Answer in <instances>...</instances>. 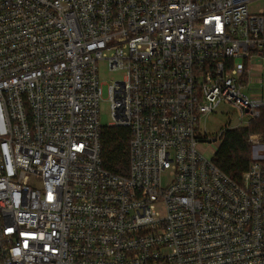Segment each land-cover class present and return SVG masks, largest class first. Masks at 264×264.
I'll return each instance as SVG.
<instances>
[{"label":"built area","instance_id":"1","mask_svg":"<svg viewBox=\"0 0 264 264\" xmlns=\"http://www.w3.org/2000/svg\"><path fill=\"white\" fill-rule=\"evenodd\" d=\"M260 1L0 0V264H264V135L235 179L202 127L261 116ZM104 60L128 174L103 165Z\"/></svg>","mask_w":264,"mask_h":264},{"label":"trees","instance_id":"2","mask_svg":"<svg viewBox=\"0 0 264 264\" xmlns=\"http://www.w3.org/2000/svg\"><path fill=\"white\" fill-rule=\"evenodd\" d=\"M264 135V108L261 116L248 126L227 128L221 136V144L215 155V163L227 174L240 179L251 163L250 137ZM131 130L124 126L102 127V158L105 168L121 174L129 171V143Z\"/></svg>","mask_w":264,"mask_h":264},{"label":"rangeland","instance_id":"3","mask_svg":"<svg viewBox=\"0 0 264 264\" xmlns=\"http://www.w3.org/2000/svg\"><path fill=\"white\" fill-rule=\"evenodd\" d=\"M264 3V0L259 3L253 5V8L256 10L258 6H261ZM100 76L101 83L103 88V100L100 103V120L101 123L105 125H109L113 121L112 113H111V103L109 101V85L116 79L123 77V71L111 70L109 68L108 62L106 60L100 62ZM239 121L237 118V114L235 108L232 104L224 102L222 103L216 110V112L212 113L206 120H203L202 127L204 131H207L209 136L217 139L216 142H212L209 145L204 146V150L208 153L211 150H216L221 144V139H219V133L225 128H238L235 125H238ZM246 126V125H243ZM257 141L261 138L260 134H254ZM251 159H255L259 156V152L261 150V146L258 143H251Z\"/></svg>","mask_w":264,"mask_h":264}]
</instances>
